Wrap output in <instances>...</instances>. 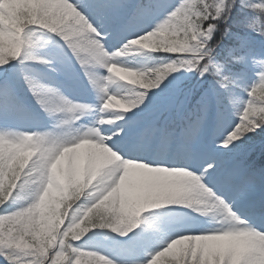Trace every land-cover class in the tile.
<instances>
[{"label": "snow or ice", "instance_id": "obj_1", "mask_svg": "<svg viewBox=\"0 0 264 264\" xmlns=\"http://www.w3.org/2000/svg\"><path fill=\"white\" fill-rule=\"evenodd\" d=\"M238 2L254 15L242 25L246 35L217 59L216 49L229 28L211 41ZM163 7V0H0V117L24 107L8 67L13 61L58 71L52 60L28 51L42 30L69 62L81 67L100 100L98 119L84 131L0 130V257L6 264H253L260 257L254 244L264 239V224L251 220L240 205L255 208L259 203L264 210V170L246 163L253 135L264 132V0H179L151 27L130 31ZM110 37L119 41L111 51L106 46ZM150 40L154 43L146 45ZM134 48L162 50L168 62L145 70L125 66L119 57ZM113 64L134 72L137 81L111 74ZM181 69L210 85L185 88L169 79ZM249 73L254 77L250 82ZM118 81L134 86L131 95L110 90ZM23 84L42 111L66 114L61 125L73 124L95 107L27 73ZM110 98L118 99L119 106L113 108ZM37 137L51 141L53 150L21 155V147ZM85 142L118 159L85 177L62 202L50 242L34 243L45 223L49 188L71 181L80 170L82 161L71 152L65 156L66 150ZM177 185L180 199L170 194ZM9 201L24 203L8 210ZM165 205H187L219 223L230 220L253 242L237 258L227 239L236 232L197 229L169 239L144 260H121L78 243L92 230L107 229L118 234L112 239L122 251L134 255L142 214ZM21 238L27 246H16Z\"/></svg>", "mask_w": 264, "mask_h": 264}, {"label": "clouds", "instance_id": "obj_2", "mask_svg": "<svg viewBox=\"0 0 264 264\" xmlns=\"http://www.w3.org/2000/svg\"><path fill=\"white\" fill-rule=\"evenodd\" d=\"M152 43L154 42L151 40L145 42L146 45H150ZM110 73L119 77L120 79L130 80L133 83L137 81V77L134 72L121 68L115 64L111 66ZM110 99L112 101L111 106L113 108L119 106L120 101L118 99ZM111 118L117 119L118 117L116 115H113ZM29 144H31L32 147H29ZM37 149L42 150L44 153H49L53 150L52 143L51 141H45L37 137L35 139H30L29 141H27L25 145L21 147L20 151L21 155L26 156L30 155L32 151ZM96 149L97 145L94 142H85L78 145L76 148L66 150L65 156H67V154L71 152L72 154L77 155L78 158L82 161L80 170L71 181L63 180L58 187L49 188L48 193H46L45 195L47 212L46 216L44 217L45 223H42L41 225L39 240L34 241V243L43 244L45 241H48V237L51 233V227L54 224L61 204L71 194V191L78 189L85 177L93 175L99 168L110 165L118 159V157H116L115 154L111 152H108L106 150L98 152ZM58 168L59 165H54V172L58 171ZM170 194L177 199L182 198L183 192L181 186H174L171 189ZM218 227L237 233V235H232L227 238L236 250L237 258L239 254L246 251L249 248L250 244H252L253 242V237L250 236L245 229L241 228L239 224H236L230 220H223L219 223ZM16 246L25 247L27 246V241L21 238ZM254 247L261 253V255L258 259L253 261V264H264V239L256 240Z\"/></svg>", "mask_w": 264, "mask_h": 264}, {"label": "rangeland", "instance_id": "obj_3", "mask_svg": "<svg viewBox=\"0 0 264 264\" xmlns=\"http://www.w3.org/2000/svg\"><path fill=\"white\" fill-rule=\"evenodd\" d=\"M116 39V38H115ZM118 41V39H117ZM111 43V40L108 38L106 41V46L108 44ZM113 48H115V46H113ZM120 61H121V57H119ZM61 78V79H60ZM48 84L51 85H55L56 87H58L64 95H66L67 97H69L72 100H76V101H85V94L82 93V90L80 89L79 85L77 83H75L73 80L70 81L66 78H62V77H56V75L52 72L48 73ZM16 86H17V90H22V86H20V84L15 80L14 81ZM118 92H121V90ZM37 114L36 117H41V119H44L46 116H48L49 114L45 113L44 111H42L39 106H37ZM19 111V110H18ZM20 114H15V116L13 118H9L7 117V114L0 117V130L3 129H9V130H15V131H21V132H29V133H43V132H47V131H66L69 128L75 130V129H80V131H84L86 130L87 127L89 126H94L95 121L98 119L100 113L97 111L96 115L91 116L88 115V118L86 119H81L78 124H71V125H61V117L62 118H66V114L64 113H57L55 115H49L51 116L50 119V127H46L43 126V128L41 127H37L35 125H31V126H26V124L24 123V121L20 120V117H24V111L20 110L19 111ZM10 122L11 125H8ZM21 203H24V201H17L14 205L11 206L10 210H13L15 208H17ZM181 226H178V228H180ZM154 227H152L148 233H146L147 237H152L153 233H154ZM99 251H101L102 253H107L110 256H114L117 257V251L115 253L109 252L104 250L103 248H100ZM135 254L134 255H129L128 253H126V257L125 260H133L136 259L138 260V255H137V251H134Z\"/></svg>", "mask_w": 264, "mask_h": 264}, {"label": "trees", "instance_id": "obj_4", "mask_svg": "<svg viewBox=\"0 0 264 264\" xmlns=\"http://www.w3.org/2000/svg\"><path fill=\"white\" fill-rule=\"evenodd\" d=\"M250 9L248 8H241L240 5H239V2L237 3V5L235 7H233L232 9V15H234V17L240 22L242 23L241 25H243V23L248 19V11ZM243 28V27H242ZM225 28H223V31H224ZM223 31L217 36L216 33H214V36H213V42L217 41V40H220L221 39V36L223 35ZM243 33H245V30H235V29H231L229 28V35L227 36H224L223 37V40L221 42V46H219V48L223 51L225 50L226 48L228 47H232L238 43H236V40H238L237 38L238 37H242L243 36ZM261 136V135H264V132H260L259 130H257V134H254V136ZM0 264H6V262L3 260L2 257H0Z\"/></svg>", "mask_w": 264, "mask_h": 264}]
</instances>
